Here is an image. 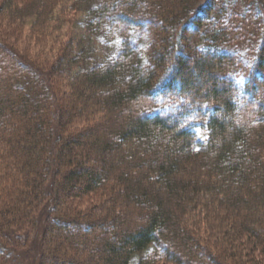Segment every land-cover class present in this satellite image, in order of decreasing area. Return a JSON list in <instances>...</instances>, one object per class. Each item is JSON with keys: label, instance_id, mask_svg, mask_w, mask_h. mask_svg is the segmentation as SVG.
<instances>
[{"label": "trees", "instance_id": "obj_1", "mask_svg": "<svg viewBox=\"0 0 264 264\" xmlns=\"http://www.w3.org/2000/svg\"><path fill=\"white\" fill-rule=\"evenodd\" d=\"M4 10L81 26L0 35V264H264V0Z\"/></svg>", "mask_w": 264, "mask_h": 264}, {"label": "rangeland", "instance_id": "obj_2", "mask_svg": "<svg viewBox=\"0 0 264 264\" xmlns=\"http://www.w3.org/2000/svg\"><path fill=\"white\" fill-rule=\"evenodd\" d=\"M70 19L71 21L68 22V19L60 17L57 22L51 23L50 28H54L50 31L53 34L49 38L45 36V38L40 41L38 39V36L36 38L34 37L33 31L31 30L32 26H30V23L23 22L22 24H18L17 22H14L7 17L6 10H4L0 12V35H3L5 37V40L10 45L17 47L21 51H26L29 54L30 58L35 62L39 61V63H48L49 61L55 59L56 48L59 46V44L70 38H72L73 40L75 38L74 36L78 34V31L80 32V21L77 18L71 17ZM55 37L59 38L58 43L53 40ZM38 238V234H36V243L38 241ZM35 251L36 248H34V246H32L30 250H28V254L31 255V258L33 255H35ZM22 254L24 255H22L21 258L26 262V264H29V255L28 257H24L25 252H23Z\"/></svg>", "mask_w": 264, "mask_h": 264}]
</instances>
